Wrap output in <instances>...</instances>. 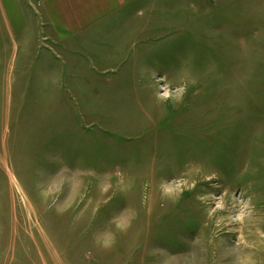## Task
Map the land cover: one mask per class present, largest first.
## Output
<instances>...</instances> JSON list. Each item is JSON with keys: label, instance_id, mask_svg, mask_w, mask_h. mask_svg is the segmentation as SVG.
I'll list each match as a JSON object with an SVG mask.
<instances>
[{"label": "rangeland", "instance_id": "rangeland-1", "mask_svg": "<svg viewBox=\"0 0 264 264\" xmlns=\"http://www.w3.org/2000/svg\"><path fill=\"white\" fill-rule=\"evenodd\" d=\"M41 7L0 0V264H264V0Z\"/></svg>", "mask_w": 264, "mask_h": 264}, {"label": "crops", "instance_id": "crops-1", "mask_svg": "<svg viewBox=\"0 0 264 264\" xmlns=\"http://www.w3.org/2000/svg\"><path fill=\"white\" fill-rule=\"evenodd\" d=\"M128 0H36L43 11L51 12V21L61 20V27L87 26L101 20L116 2ZM4 5V2H2ZM39 3V4H38ZM5 6V5H4Z\"/></svg>", "mask_w": 264, "mask_h": 264}]
</instances>
